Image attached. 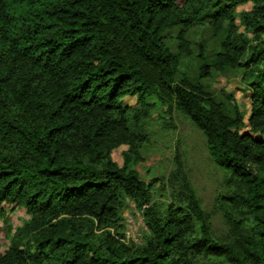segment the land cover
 <instances>
[{"label":"trees","instance_id":"1","mask_svg":"<svg viewBox=\"0 0 264 264\" xmlns=\"http://www.w3.org/2000/svg\"><path fill=\"white\" fill-rule=\"evenodd\" d=\"M232 74L248 109L207 83ZM150 97L202 134L221 171L210 210L179 150L162 179L136 171ZM15 208L29 220L0 264H264V0H0V222Z\"/></svg>","mask_w":264,"mask_h":264},{"label":"rangeland","instance_id":"2","mask_svg":"<svg viewBox=\"0 0 264 264\" xmlns=\"http://www.w3.org/2000/svg\"><path fill=\"white\" fill-rule=\"evenodd\" d=\"M202 31V30H201ZM200 30H193L188 33L194 42L200 40ZM207 40L208 50L214 51L218 47V40ZM170 48L174 51V43L169 42ZM175 52V51H174ZM200 63L197 57L184 59L180 63V73L193 75L195 68ZM239 74L223 77L214 75L208 79L207 83L213 90L219 91L224 88L234 95L242 108L248 109L247 99L241 95L238 87L241 86ZM133 105L134 98L125 100ZM150 103H154L153 117L146 124L149 142L141 147L143 160L135 166L140 178L146 184L166 177L172 170V162L175 151L179 150L183 155L185 165L188 169L190 179L199 194L203 206L212 208L214 197L219 190L218 184L221 179L220 169L210 160L205 148L202 134L196 130L190 122L180 113L172 111L171 115L164 116L161 105L152 97L148 98ZM164 109V108H163ZM121 149L113 152V159L118 164L121 163ZM159 182H156L153 190V200L164 199L158 191ZM29 220V215L22 208H15L9 212L0 222V253L7 249L10 235L24 222ZM214 225L220 227L219 217L214 219ZM124 234L125 240L134 243H142L145 227L143 217L133 206L124 214Z\"/></svg>","mask_w":264,"mask_h":264}]
</instances>
